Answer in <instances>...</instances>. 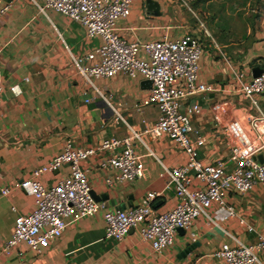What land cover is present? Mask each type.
Segmentation results:
<instances>
[{
  "label": "crops",
  "instance_id": "obj_1",
  "mask_svg": "<svg viewBox=\"0 0 264 264\" xmlns=\"http://www.w3.org/2000/svg\"><path fill=\"white\" fill-rule=\"evenodd\" d=\"M132 1L131 15L117 23L120 35L127 40L150 43L165 36L177 39L191 34L188 27L175 26L162 0H156L161 4L159 16L149 12L147 0ZM0 6H8L0 17V264H226L213 254L225 244H250L255 239L242 219L264 236V187L258 184L245 196L231 194L230 203L238 216L219 226L208 225L201 216L191 230L178 232L174 244L162 254L154 253L137 229L122 242L106 238L105 211L134 208L151 191L161 193L154 202L156 211L163 213L175 206L176 194L173 187L169 188L167 170L186 165L187 155L168 136L154 139L143 134L159 118L157 107L143 105L151 90L145 80L120 74L112 79H94L90 85L79 76L74 59L99 47L101 37L90 38L83 26L68 17L54 10L43 11L44 0H0ZM233 55L217 45H205L199 83L219 91L189 100V104L200 102L202 106V113L193 121L206 140L205 145L197 146L198 158L204 163L226 158L228 140L246 147L256 142L250 140L247 120L245 123L234 114L237 108L248 110V102L245 104L235 90L238 79L249 82L255 68H264V34L244 54ZM140 57L145 58V53ZM260 101L264 110V95ZM134 132L143 134L134 143L135 151L145 156L143 177L116 182L117 172L103 164L124 146L115 150L100 146L111 139L122 142ZM69 140L76 148L96 150L83 166L92 191L106 210L70 224L43 255H36L25 244L18 247L24 253L22 258L16 251L4 255L2 247L12 237L17 218L35 210L27 183L33 180L35 170L63 152ZM67 174L68 168L63 166L39 181L54 186ZM197 187L194 182L191 189ZM5 188L10 189L7 196L1 193ZM208 212L214 214L215 208ZM259 258L264 264V252Z\"/></svg>",
  "mask_w": 264,
  "mask_h": 264
},
{
  "label": "built area",
  "instance_id": "obj_2",
  "mask_svg": "<svg viewBox=\"0 0 264 264\" xmlns=\"http://www.w3.org/2000/svg\"><path fill=\"white\" fill-rule=\"evenodd\" d=\"M132 4V0H44L42 10H54L83 26L88 37L102 38L103 43L94 51L74 59L79 76L88 84L93 85L94 79H112L120 74L152 82L143 105L157 107L159 118L155 124L146 127L143 134L154 139L172 138L188 158L186 165L167 170L169 188H174L177 202L171 210L158 212L154 202L161 193L151 191L134 208L105 211L104 220L106 238L122 242L131 230L137 229L153 252L162 254L174 244L177 233L191 230L199 217H205L208 225L219 226L238 216L237 208L230 203L231 194L245 196L258 184L264 187V163L256 154V149L264 152V110L260 101L264 95V68L259 77H253L249 82L238 79L235 90L245 104L248 102V110L246 113L237 108L234 114L245 123L247 120L256 142L246 147L228 140L226 158L204 163L198 158L197 146L205 145L206 140L195 129L193 121L202 113V106L200 102L189 104V100L219 91L213 85L199 83L205 45L192 34L177 39L165 36L150 43L127 40L120 35L117 23L131 15ZM7 10L8 6H0V17ZM141 52L145 53V58L140 57ZM2 92L0 85V103ZM227 132L230 134L231 131L228 129ZM143 134L134 132V136L122 142L111 139L100 146L102 150L124 146L103 164L117 172L116 182H132L143 177L145 156L134 148L135 141ZM95 153V149L76 148L69 140L59 156L35 170L33 180L27 183L35 199V210L17 218L12 237L2 247L4 255L16 251L22 258L24 253L18 248L21 244L36 255H43L70 224L106 210L105 203L93 196L88 170L83 166ZM63 166L68 168V174L56 185L46 186L39 181L42 176ZM194 182L199 187L191 189ZM1 193L7 196L10 189H1ZM213 207L215 212L211 214L208 210ZM241 223L247 226L249 234H255V239L250 244L240 241L235 246L225 244L213 257L226 264H261L259 254L264 252V236L258 234L247 220L242 219ZM192 238L193 242L197 241L194 233Z\"/></svg>",
  "mask_w": 264,
  "mask_h": 264
},
{
  "label": "rangeland",
  "instance_id": "obj_3",
  "mask_svg": "<svg viewBox=\"0 0 264 264\" xmlns=\"http://www.w3.org/2000/svg\"><path fill=\"white\" fill-rule=\"evenodd\" d=\"M162 2L171 13L175 26L188 27L187 32L202 38L204 45L213 48L217 45L234 57L244 54V50L264 34V0ZM249 136L251 141L256 139L252 131Z\"/></svg>",
  "mask_w": 264,
  "mask_h": 264
},
{
  "label": "water",
  "instance_id": "obj_4",
  "mask_svg": "<svg viewBox=\"0 0 264 264\" xmlns=\"http://www.w3.org/2000/svg\"><path fill=\"white\" fill-rule=\"evenodd\" d=\"M146 6H147L150 13H153L156 16H159L161 14V4L158 1L147 0ZM262 72H263L262 68H259V67L255 68L253 70V77L254 78L259 77L262 74ZM145 86H147V88H149V89H152V82L151 81H145ZM258 159L260 160L261 163H264V155H262V154L259 155ZM92 193H93V196L95 197V199L98 201L97 195L94 192H92Z\"/></svg>",
  "mask_w": 264,
  "mask_h": 264
}]
</instances>
